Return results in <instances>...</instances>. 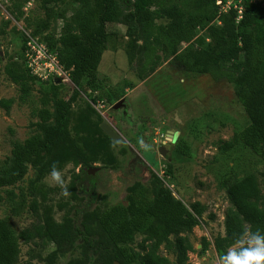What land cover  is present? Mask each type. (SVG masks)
Instances as JSON below:
<instances>
[{"label": "rangeland", "instance_id": "1", "mask_svg": "<svg viewBox=\"0 0 264 264\" xmlns=\"http://www.w3.org/2000/svg\"><path fill=\"white\" fill-rule=\"evenodd\" d=\"M239 1L216 3L218 14L231 6L238 9ZM131 2L119 0L124 11L131 7ZM78 7V2L65 0L52 5L47 12L38 0H0V161H8L15 141L23 142L42 134L37 126L41 121L39 110L54 111L55 102L48 88L53 82L60 84L58 98L71 107L69 126L76 123L79 108L89 102L102 121H108L122 138V143L112 144L116 158L113 163L94 162L87 169L88 175L81 174L74 180L75 195L70 193L68 185L73 181V173L81 168L71 163L58 171L63 188L51 171L38 178V169L31 164L21 180L0 188V219L8 221L20 249L14 264H47L43 256L54 244L39 237H27L34 225L43 222L47 210L57 221L67 213L79 221L85 209L119 202L126 205L127 189L136 181L147 187H166L187 206L194 202L205 205L199 223L180 233L187 235L193 245L187 264H220L221 256L213 241L224 233L225 210L229 205L227 184L255 173L264 206V161L240 142L228 149L222 146L248 123L233 85L226 80H215L208 73L187 72L172 57L163 58L155 71L143 79L139 75L142 39L138 26L121 19L107 23L109 37L97 69V91L77 87L69 79V70L59 62L64 69L62 74L53 71L44 77L31 72L39 79L30 82L28 95L23 99L19 84L11 79L6 65L21 60L26 41L29 36H36L34 30L42 26L48 15H51L49 25L43 33L52 31L58 35L65 19ZM169 21L167 17L157 19L158 23ZM213 22L220 20L216 18ZM199 34L205 36V31L201 29ZM185 45L183 42L179 48ZM46 46L49 48L47 43ZM52 53L57 56L56 52ZM90 94L99 95L96 102L91 101ZM119 101L120 106L113 108ZM93 119H97L95 115ZM141 140L149 147L142 148ZM161 146L166 151L163 154ZM168 163L171 173L167 172ZM34 185L41 190H35ZM43 192H47L46 198ZM142 237V233H136L130 245L136 246ZM248 239L247 233L230 248ZM159 249L171 264H177L173 250L164 244ZM77 255V250L60 253L56 264H66Z\"/></svg>", "mask_w": 264, "mask_h": 264}, {"label": "trees", "instance_id": "2", "mask_svg": "<svg viewBox=\"0 0 264 264\" xmlns=\"http://www.w3.org/2000/svg\"><path fill=\"white\" fill-rule=\"evenodd\" d=\"M38 1L50 12L52 5L65 0ZM72 1L78 2L79 7L65 19L58 35L52 31L43 33L51 15L41 22V27L37 26L34 35L41 34L40 40L46 41L49 51L57 53L77 87L90 92L99 89L97 69L107 47V23L132 21L142 39L139 75L147 78L163 58L172 57L187 72L208 73L215 80L230 82L248 123L222 146L228 149L240 142L264 161V0H240L239 20L236 7L218 14L216 0H131L127 11L121 8L119 0ZM163 17L170 21L158 23L157 19ZM216 18L220 23L213 22ZM201 29L205 36L199 34ZM183 42L186 45L179 48ZM24 53L20 61L5 67L11 79L19 84L23 99L28 95L30 82L39 79L25 64ZM59 86L54 82L48 86L55 102L54 111L39 110L41 121L37 126L42 134L23 142L15 141L8 161H0V188L21 180L30 164L38 169L40 178L53 167L59 171L71 163L81 168L73 173V181L68 185L75 195L73 182L81 174L88 175L89 166L97 161L116 160L113 141L100 126L102 117L89 102L79 108L76 123L69 126L72 111L69 103L58 98ZM89 96L96 102L99 95ZM170 167L168 163L169 173ZM34 189L39 188L34 185ZM127 190L126 205L119 202L85 209L79 221L70 213L57 221L47 210L43 222L34 225L27 237H39L54 244L43 256L47 264H56L60 253L74 250L79 255L66 264H171L159 251L162 244L175 252L177 264H187L193 245L187 235L180 233L199 223L206 206L200 202L187 206L168 188L147 187L140 181ZM226 191L229 205L225 210L224 233L213 241L220 256L247 233L250 236L264 233V206L256 174L231 180ZM46 196L47 192H43V198ZM136 233H142L143 237L132 246L130 242ZM19 250L17 236L8 221L0 219V264H14Z\"/></svg>", "mask_w": 264, "mask_h": 264}, {"label": "clouds", "instance_id": "3", "mask_svg": "<svg viewBox=\"0 0 264 264\" xmlns=\"http://www.w3.org/2000/svg\"><path fill=\"white\" fill-rule=\"evenodd\" d=\"M139 143L142 148L149 147L142 140ZM50 174L63 188L60 172L53 167ZM220 264H264V233H251L250 239L239 245V250L235 247L227 250L220 257Z\"/></svg>", "mask_w": 264, "mask_h": 264}, {"label": "built area", "instance_id": "4", "mask_svg": "<svg viewBox=\"0 0 264 264\" xmlns=\"http://www.w3.org/2000/svg\"><path fill=\"white\" fill-rule=\"evenodd\" d=\"M216 3L220 4L221 0H216ZM227 10L225 9V11ZM238 13L237 17L239 20L242 15L241 6L238 7ZM26 42L25 62L32 73L44 77H46L48 72L64 73L63 66L59 63L57 56L49 51L46 43L40 40L38 36H29Z\"/></svg>", "mask_w": 264, "mask_h": 264}, {"label": "water", "instance_id": "5", "mask_svg": "<svg viewBox=\"0 0 264 264\" xmlns=\"http://www.w3.org/2000/svg\"><path fill=\"white\" fill-rule=\"evenodd\" d=\"M121 104V101L119 102H116L114 105H113V108L115 107H118L120 106ZM100 126L101 128L103 129V131L106 133V135H108L110 137V139L116 143V144H120L122 143V138L121 136L119 135V133L115 130V128L106 120H103L101 123H100ZM171 136V135H170ZM173 136V135H172ZM160 152L163 154L165 153V148L163 146L160 147ZM89 171H92V170H89Z\"/></svg>", "mask_w": 264, "mask_h": 264}]
</instances>
